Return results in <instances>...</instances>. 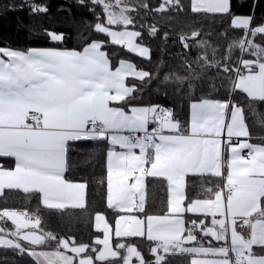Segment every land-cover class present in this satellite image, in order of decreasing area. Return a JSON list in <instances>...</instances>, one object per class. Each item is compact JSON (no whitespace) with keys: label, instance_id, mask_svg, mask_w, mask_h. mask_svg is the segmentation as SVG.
Returning a JSON list of instances; mask_svg holds the SVG:
<instances>
[{"label":"snow or ice","instance_id":"6c2138e0","mask_svg":"<svg viewBox=\"0 0 264 264\" xmlns=\"http://www.w3.org/2000/svg\"><path fill=\"white\" fill-rule=\"evenodd\" d=\"M90 3V11L102 9L95 13L96 33L149 60L150 48L137 43L142 33L128 30L135 26L132 13L186 10L181 0H161L155 8L147 0ZM189 6L195 14L229 16L230 28L242 33L222 57L213 49L211 60L206 51L199 59L230 74L231 91L246 94L247 108L231 98L202 97L190 104L185 125L170 108L132 103L140 89L126 79L142 83L151 73L125 60L113 68L104 41L82 50L0 46V157L14 160L11 167L0 164V196L17 190L27 203L37 201L34 208L0 207V247L28 252L35 264H168L167 255L191 257L190 264H264V139L252 143L249 125L251 119L264 128V44L256 43L264 39V19L254 25L255 4L246 16L232 14L231 0H190ZM32 11L47 9L33 5ZM144 27L149 36L157 34L155 25ZM46 34L63 42V34ZM200 35L199 29L182 34L180 43L189 51V40L206 48ZM81 140L109 144L105 206L115 213V228L105 212L95 211L93 227L102 238L92 245L43 228L44 212L87 211L88 181L66 176L70 142ZM189 175L209 178L195 197L187 196ZM147 177L167 186L163 213L148 211ZM113 235L145 238L155 259L146 260L130 240L114 242Z\"/></svg>","mask_w":264,"mask_h":264},{"label":"trees","instance_id":"16d2710c","mask_svg":"<svg viewBox=\"0 0 264 264\" xmlns=\"http://www.w3.org/2000/svg\"><path fill=\"white\" fill-rule=\"evenodd\" d=\"M131 4H139L141 0H128ZM161 0H147L153 8L158 7ZM186 10L172 11L157 14L139 8L138 13L133 12L135 26H129L140 31L142 36L138 43L150 48L151 59L141 58L130 53L124 46L108 43L109 38L94 31L96 14L102 13L100 7L95 13L90 11L93 6L90 0H0V46L12 49L27 50L28 48L55 47L61 49L80 50L92 40L106 43L105 48L114 68L120 60L132 62L137 69L151 73V79L146 78L140 82L128 78V84H136L139 91L135 93L132 101L135 105L147 106L159 104L174 111L175 118L182 124L188 123L190 104L199 101L202 97L210 99L228 100L241 103L247 108L246 94L240 90L231 91L230 74L222 69L209 67L199 59L202 53L207 52L209 60L212 51L216 49L217 57H222L228 50L233 39L240 37V31L230 28V17L219 14H195L189 6L190 0H181ZM255 7V24L264 19V0H231L233 15L246 16L252 14ZM45 7L46 12L33 13L32 6ZM155 25L158 29L155 36H149L147 27L141 25ZM200 30V40L206 42L207 47H197L196 40H189L191 50L185 49L180 43L182 34L191 35L193 30ZM55 32L63 34V42H53L46 34ZM165 33L167 38L165 39ZM227 33V35H225ZM257 44H264V39L257 37ZM240 56L239 49L232 52V60ZM248 59L255 57L245 56ZM167 77V80L165 79ZM253 107H256L254 105ZM264 110V104L259 105ZM250 115V113H249ZM252 132V141L261 142L264 139V128L249 119ZM106 140H81L70 142L68 151L69 167L66 176L69 180L88 181L87 211L68 209L66 212H44L43 228L63 237H72L77 243L93 244L96 233L93 227L95 211L105 212L107 219L115 221V213L106 209ZM0 164L4 167L13 165L12 158L0 157ZM104 180L101 184L100 181ZM209 178L202 180L198 176L186 178V192L188 197H195L201 192V184ZM213 186L216 178H211ZM147 207L150 213H163L167 205V186L160 180L147 177L146 179ZM6 201V203H5ZM37 201L32 199L27 203L23 193L17 190H5L0 196V207L34 208ZM8 227H11L9 224ZM130 240L141 252L143 257L152 261L155 257L150 252L151 245L145 238H113L117 240ZM71 243V241H70ZM44 250H49L47 247ZM168 264H188L187 256L167 255ZM0 264H35L34 258L28 252L0 247ZM96 264H106L97 261ZM122 264V262H121Z\"/></svg>","mask_w":264,"mask_h":264},{"label":"crops","instance_id":"0c3cea01","mask_svg":"<svg viewBox=\"0 0 264 264\" xmlns=\"http://www.w3.org/2000/svg\"><path fill=\"white\" fill-rule=\"evenodd\" d=\"M114 30H116L115 28H114ZM128 30H133L132 28H128ZM135 31V30H134ZM109 38V37H108ZM109 40H110V38H109ZM138 43V42H137ZM48 48H55V47H48ZM58 49H61V48H58ZM70 50H72V49H70ZM80 50H82V49H80ZM125 61H128V60H125ZM128 62H130V61H128ZM132 63V62H131ZM116 66H118V63H117V65ZM115 66V67H116ZM114 67V68H115ZM242 71H245V70H243L242 69ZM128 78H131V77H128ZM127 78V79H128ZM126 79V80H127ZM127 83V82H126ZM128 84V83H127ZM137 106H141V105H137ZM190 116H191V109L189 110V118H188V122L190 121ZM188 124V123H187ZM150 127H151V125H150ZM124 134H127V133H124ZM252 143H255V144H258V143H260V142H255V141H251ZM109 145V144H108ZM108 148H109V146H108ZM108 150V149H107ZM138 151V150H137ZM247 150H245V152H244V155L247 157ZM13 160V159H12ZM13 165H14V160H13ZM12 165V166H13ZM189 176H192V175H189ZM187 178V177H186ZM114 179H115V177H114ZM147 179V178H146ZM188 217L189 218H195L194 216H192V214H188ZM201 219H203V217L201 216L200 217ZM210 222H211V217H208V223L210 224ZM93 223H94V218H93ZM112 227H113V229L115 228V221L112 223ZM99 236H100V238H102V233H100L99 234ZM113 238H116L114 235H113ZM210 239V238H209ZM93 241H94V239H93ZM207 243H208V241L206 240L205 241V245H207ZM213 243V245L214 246H219V244H222L223 242H215V241H213L212 242ZM102 247V246H101ZM255 251L259 254L260 252H261V250H260V248H255ZM67 254H69V255H71V253H67ZM188 257V256H187ZM190 260H191V257H188V264H190Z\"/></svg>","mask_w":264,"mask_h":264},{"label":"built area","instance_id":"2783aa9c","mask_svg":"<svg viewBox=\"0 0 264 264\" xmlns=\"http://www.w3.org/2000/svg\"><path fill=\"white\" fill-rule=\"evenodd\" d=\"M247 153V152H246ZM215 185V184H214Z\"/></svg>","mask_w":264,"mask_h":264}]
</instances>
